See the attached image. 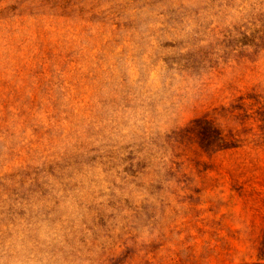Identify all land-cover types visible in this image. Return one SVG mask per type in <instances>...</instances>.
Segmentation results:
<instances>
[{"label": "rangeland", "instance_id": "obj_1", "mask_svg": "<svg viewBox=\"0 0 264 264\" xmlns=\"http://www.w3.org/2000/svg\"><path fill=\"white\" fill-rule=\"evenodd\" d=\"M258 259L264 0H0V264Z\"/></svg>", "mask_w": 264, "mask_h": 264}, {"label": "trees", "instance_id": "obj_2", "mask_svg": "<svg viewBox=\"0 0 264 264\" xmlns=\"http://www.w3.org/2000/svg\"><path fill=\"white\" fill-rule=\"evenodd\" d=\"M197 137L201 146L205 148L222 149L232 146L231 144H228L221 136V133L206 120H202V124L197 131ZM244 264H264V260L258 259Z\"/></svg>", "mask_w": 264, "mask_h": 264}]
</instances>
